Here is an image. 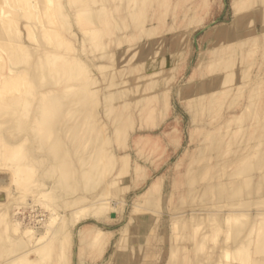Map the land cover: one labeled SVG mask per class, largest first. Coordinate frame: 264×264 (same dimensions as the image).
I'll return each instance as SVG.
<instances>
[{"label": "rangeland", "instance_id": "1", "mask_svg": "<svg viewBox=\"0 0 264 264\" xmlns=\"http://www.w3.org/2000/svg\"><path fill=\"white\" fill-rule=\"evenodd\" d=\"M116 1L86 0L85 4L92 2L88 8L98 5L107 9L103 22L94 12L84 21L80 18L81 11H74L69 6L70 17L79 36L83 37L84 31L93 25L89 22L93 19L103 30L91 33L85 41L87 51L82 53V57L89 62L79 67L75 76V79H81L79 83L69 85L72 73L64 67L62 71L66 75L58 81L65 88L58 97L60 105L77 96L96 100L98 114L91 118L92 122L96 121L91 136H100L99 144L105 143L101 152L103 161L99 160L98 154L91 155L90 160L89 157H77L76 152H80L86 142L80 141L81 138L65 142L64 137L67 139L71 134L61 132L56 133L55 138L52 135L55 143L50 149H44V146L31 151L25 148V143L14 146L8 141L1 142L0 165L20 164L23 150L28 156L32 153L33 158L41 155L43 159L51 155L52 159L46 158L39 163L34 161L32 169L35 176L47 166L54 167L49 179L59 181L54 201L47 206V203L42 204L44 197L49 198L47 191L37 201L36 210L46 220L51 219L54 210L63 216L83 206L82 202L64 204L69 197L82 195L85 201L90 202L93 197L103 195L105 205L83 208L71 220L66 216L59 221L58 216L50 225V228L60 226V236L72 231V242L67 247L70 264H199L194 261V240L191 242L187 234L193 230L197 233V229L191 228L194 220L190 218L184 220L185 224H174L169 215L181 209L190 212L199 209L206 215L214 214L239 203L255 211L264 204L262 192L259 193L263 191L262 187L251 189L259 194L254 197L251 193H226L219 200L218 195L211 192V187L208 189L210 193L204 191L195 195L196 189L214 177V174L208 176L207 173H213L217 168L216 165L205 170L199 168L206 160L205 154L222 153L223 160L218 165L221 167L251 153L259 141L258 155H255V149L251 155L256 156V166L262 161L259 157L264 149V0H133L129 8L138 6V11L141 10L138 22L143 25L139 24V29H135L129 40H125L124 31L131 29L129 24L133 19H127V9L118 8ZM56 5H53L55 12L58 10ZM121 16L118 21L116 18ZM39 17L43 16H36L32 22L36 23ZM120 35L123 38L115 40ZM104 41L106 48L101 46ZM74 46L81 51L83 39L69 44L64 50H70L66 62H71L69 58L73 53L77 56L78 50L72 49ZM108 52L104 58L100 56ZM74 59L75 63L77 58ZM111 64L118 73L108 76L114 70ZM89 70L91 77L86 79ZM57 72V68L51 69V73ZM259 79H262L261 83ZM24 80L15 86L13 92L23 95L22 88L29 86ZM117 89L116 95L109 94ZM158 91L165 94L167 108L162 106L163 96L153 94ZM35 95L39 96L38 92ZM123 100L127 102L126 106H119L111 112L114 122L111 117H105L109 105ZM246 100L245 110L236 115ZM98 121L105 123L101 126ZM5 132L3 138L9 137L8 129ZM241 136V142H237ZM247 141L251 143L247 144ZM244 145L248 147L240 155L236 150ZM20 150L17 155L12 154ZM194 156L204 158H200L194 169L186 173ZM99 164H105V176L101 180L97 178L98 172L87 171L90 166L99 170ZM233 166L229 165L226 171ZM258 169L263 167L258 166ZM226 171L225 174L223 171L224 179L228 178ZM247 174L250 172L246 168L241 169L237 177ZM0 176L6 179L7 173L1 172ZM152 183L150 193L143 195ZM39 188H47L46 182ZM30 195L32 191L24 186L21 193L14 195L17 203L13 196L11 200L17 205L11 207H15L16 212L8 219L19 215L25 222L31 221L28 218L35 214L34 209L23 207L32 198ZM208 223L204 230L209 236L207 246L205 244L202 249L203 256L207 254L201 264L214 263L209 247L213 248L217 242L220 244L225 234V230H221V236L214 237L219 228L215 221ZM90 224L104 232L109 231L100 246L96 243L88 246L79 244V228ZM69 226L72 227L69 229ZM201 230L199 228L194 235L198 236ZM183 231L186 232L184 239ZM255 234L253 231L251 237ZM176 235L177 240L174 238ZM173 242L177 245L176 255L172 256L169 244ZM248 242L252 245L253 240ZM223 255L218 264L239 261L234 256ZM49 258L51 261V257L46 256L44 262L35 264H49ZM251 259L252 255L246 264H252Z\"/></svg>", "mask_w": 264, "mask_h": 264}, {"label": "bare ground", "instance_id": "2", "mask_svg": "<svg viewBox=\"0 0 264 264\" xmlns=\"http://www.w3.org/2000/svg\"><path fill=\"white\" fill-rule=\"evenodd\" d=\"M132 1L133 0L116 1L118 8L124 10L127 9L125 14L127 19L130 20L132 18L133 20L130 22H135L133 24L128 23L131 29L124 31L126 32L125 40H129L134 36L133 33L135 29H139L140 24L138 18L141 14V10L138 11L137 5V8L135 9H133L134 6H130L132 9L129 8ZM54 2L55 3H53L52 0H0V143L8 141L14 146L20 143H25L27 144L25 145V148H27V150L30 148L31 151L38 150L44 146V149H50V146L55 143V141L52 140L55 138V134L63 132L65 134H71L67 139L66 136L64 137L65 142H68L69 140L71 141L73 138L77 140L81 138L80 141L83 139V141L86 142L83 149H81L80 152H76L77 157L80 156L81 159L89 157L88 160H90L91 155L98 154L100 160V158L103 157L102 155H104L101 152L105 143L100 145L98 141L101 137L97 135L91 136L93 124L96 122L95 120L92 122L91 118L98 114L96 100H89L88 98L84 99L83 97L85 96H77L75 98L71 97L60 105L58 103V97L63 92L62 89L64 90L65 88L61 83L58 84V81L63 78V75H66V72L62 71V68L64 67L68 70V73H72L69 85L72 86L79 83L81 79H75L76 74L79 72V67L82 65L84 66L83 63L85 62H89L82 57V53L87 51L85 41L92 35L91 33L103 30V28H100V25L98 24L99 22H97L96 19H93V21L91 20L92 22L89 21L93 25L84 31L83 37L79 36L74 28L72 17H70L71 8L74 11H81L80 18L84 21H87L89 14L94 12L99 20L103 22L108 11L106 8H101V6L98 5L93 6V9L88 8L92 5V2L91 4H85L86 0H54ZM55 4H57L56 8H58L56 12L54 11L55 8L53 6ZM69 6L71 8H69ZM40 15L43 17L37 18L38 21L36 23L32 22V19ZM121 18L122 16L119 18L117 17L116 19L119 21ZM122 36L123 35L117 36L115 40H121L123 38ZM78 39L80 41L83 39V48L80 51L76 49V46L72 47V49L78 50V54L76 56L73 53L69 58L71 62H66V58L69 56L67 52L70 50H64L69 47V44H74ZM105 43V41L102 42L101 46L106 48ZM109 53L110 52L107 54L103 53L100 54V56L104 58L105 55H109ZM75 57L77 60L74 63L73 60H75ZM111 66L113 65L111 64ZM52 68H57L58 72L51 73ZM115 68L116 67L113 66L114 70H111V73L108 76L118 73ZM90 77L91 74L89 70L86 79H89ZM22 80L27 81L25 85L29 86L22 88L23 95H18L16 94L17 92H13V90L15 91V86L17 87V84ZM256 85H258L257 82ZM126 90L127 89H125V91ZM11 91L12 94H10ZM36 92H38L39 96L35 95ZM118 92L117 89L109 94L114 96ZM153 94L155 96L156 94H158V96H163L162 106L163 108H167L165 94L162 95L159 91ZM140 97L141 96H138V99H141ZM99 101L100 99L98 102ZM126 104L127 102L124 100L121 102H113L105 110V117H111V112L114 108L119 106L125 107ZM246 105H248L247 100L242 106L240 112L236 113V115L242 114ZM13 118H15V120ZM113 118L115 119V117ZM113 118L112 122H114ZM98 123L103 126L105 122L98 121ZM7 129L9 137L4 136L3 138V134L7 133L5 132ZM76 131H78V133ZM21 132H23V134H20ZM19 134L21 137L18 139ZM90 137L94 139L92 140ZM241 139L242 136L239 137L237 142H241ZM93 142H95V146L91 145ZM249 143L251 142H248L247 144ZM260 144L259 141H256V147L254 146L256 152L255 155H258L259 153V150L257 149ZM247 147L248 146L244 145L241 149L236 150V152L239 151L238 153L242 155V151ZM254 149L252 150L253 153ZM21 151L22 150L14 151L12 154L17 155L18 153H21ZM251 153L245 154L241 159L234 160V162L222 164L221 167L218 165L221 163V160H223L222 153L205 154L206 160L199 165V168L205 170L211 165H216L217 168L214 167L216 170L213 173H207L208 176L214 174V177L211 176L206 184L196 189L197 191L195 195L204 191H207L208 194L210 193L208 192V189L211 187V192L218 195L219 200L222 196H225L226 193H231V195H244V193H251L254 197L259 194H255V191L251 189L253 187H262L263 191H260L259 193L262 192V198H264V149L261 151L259 157V161L262 160V163L259 162V165L257 166L255 164L256 156L253 154L251 155ZM113 154L114 153H111V155ZM31 156L32 153L28 156L27 152L23 150L22 161L20 164H11L10 166L0 165V173H7L6 179L5 176H0V264H28V262L35 264L40 261L44 262L43 260L46 256L51 257L53 264H70L67 247H69L72 242L70 234L72 231L64 232L63 235L60 236V226L57 225L54 228H50V225L55 222L58 216L59 221L66 216L71 220L73 219V216L80 214L81 209L83 211V208L87 209L89 207L92 208L105 205V199L102 198L103 195L101 194L97 195V197L95 196V198L93 197L90 202L85 201L82 195L69 197V199L64 200V204L82 202L81 204L83 206L81 205L82 207H80V209L66 212L63 216L59 211L54 210V212L51 213V219H44L43 214L40 215L39 211L36 210L37 201H40V197H44L43 193L45 191H47L49 198L45 199L44 197V200L41 201L43 202L42 204L47 203V206L52 200L54 201L55 194L58 190L55 187H59V181L49 179L51 178L50 174L53 172L54 168H49V166L38 175L33 176V162L35 161V163H39L46 158L52 159L51 155L43 157V159L40 157L41 155H37L34 158ZM202 157L203 156H197L192 162H190V164L188 163L189 166L187 167L186 173L191 172L195 167L194 165ZM212 159L214 160L212 161ZM100 161H103L102 158ZM104 165L105 164H101L99 170L90 166L87 171H94L95 174L98 172L99 176L97 178L98 180H101V178L105 176ZM229 165L234 166L230 171H226V168ZM258 166H260V168L262 166L263 169L259 170ZM245 168L250 174L237 177V175L241 173V169ZM223 171L224 174L226 171L228 178L226 177L225 179L228 180L224 179L225 175L223 174ZM45 182L47 188H39L41 184L45 185ZM24 186L32 191V195H30L32 198L27 201L26 205L22 206L34 209L35 214H31L30 218L26 216L29 221L31 219L30 222H25L26 220H23L22 217H19V215L16 214V216L10 220L8 217L16 212L15 207H13L14 209L11 207L13 204L14 206L17 205H15L17 201L16 196L14 195L21 193ZM152 186L153 183L148 186L143 195L150 193ZM103 188H105V184ZM13 196L15 197L14 199ZM83 196L85 197V195ZM11 199L16 202L13 203ZM39 204L41 203L39 202ZM263 205L264 204L262 203V206H260L261 208L258 207L255 211H251L248 207L239 203L238 206L231 205L227 210H222V212L220 210L214 214L207 213V215L199 209H193L192 212L181 209L172 216L169 215V217L172 218L171 220L174 224H185L184 220L186 221L187 219L189 220L192 218L194 220L192 227L190 225H188V227L197 229L198 231L199 228L202 229L198 236L194 235V230L193 232L190 231L187 233L192 239L191 242L194 240L192 243L195 250L193 252L194 255H196L194 257L196 260L194 261L199 264L202 263L203 257L207 254L206 253L203 256L202 249L204 250L203 247L207 243L209 237L204 230L206 224L210 221H215L216 227L219 228V231L214 237L221 236L219 235V232L225 230V234L221 237L220 244L217 242L219 246H216L217 244L215 243L212 246L213 248H210L211 246L209 247V250L212 249L210 250V256L214 259V263L212 264H218L223 259V254H225L226 257L228 255V257L234 256L236 260L239 259L238 262H232L231 264H246L245 261L248 260L251 255L252 264H264ZM216 218H219L218 221ZM206 220L208 221L206 222ZM70 227L72 226H69V229ZM253 231H256V234L252 236V238L251 234ZM105 233H109V231L104 232L98 228V226H92L91 224L80 227L78 233L79 244H85L88 246L89 244L93 245V243H96V245L98 244L100 246V244L105 241ZM185 236L186 232L183 231V239ZM259 237L261 239H259ZM174 238L177 240V235ZM248 240H253L252 245H250ZM176 245L175 242L169 244L172 248V256L174 254L176 255V253H174ZM103 247L105 246L103 245ZM171 248L169 247V249ZM51 261L49 264H51Z\"/></svg>", "mask_w": 264, "mask_h": 264}]
</instances>
